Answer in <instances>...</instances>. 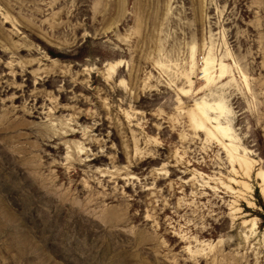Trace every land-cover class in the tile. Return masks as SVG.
I'll use <instances>...</instances> for the list:
<instances>
[{
	"label": "rangeland",
	"instance_id": "1",
	"mask_svg": "<svg viewBox=\"0 0 264 264\" xmlns=\"http://www.w3.org/2000/svg\"><path fill=\"white\" fill-rule=\"evenodd\" d=\"M0 264H264V0H0Z\"/></svg>",
	"mask_w": 264,
	"mask_h": 264
},
{
	"label": "bare ground",
	"instance_id": "2",
	"mask_svg": "<svg viewBox=\"0 0 264 264\" xmlns=\"http://www.w3.org/2000/svg\"><path fill=\"white\" fill-rule=\"evenodd\" d=\"M216 109L219 110V112H224V108H223V104L221 102H218L216 104ZM218 112V114L220 115V113ZM202 114V113H201ZM218 114H217V117H218ZM194 118V117H193ZM202 118V117H201ZM205 119V118H204ZM207 119V118H206ZM207 121V120H206ZM196 124L197 126L202 129V130H205L209 133H211V130L206 126L205 122L203 120H199V119H196ZM217 129H219L221 132H223L224 136H227V137H230V133H229V127L227 125H223V124H218L217 126ZM226 148L228 149L229 153H231V156L233 157V153L231 148H229L228 146H226ZM237 157V156H236ZM241 157V156H240ZM235 158V157H234ZM237 159V158H236ZM247 161V160H246ZM241 164H246L247 165V162H245V160H242L241 161ZM255 226V224H254ZM255 228V227H253Z\"/></svg>",
	"mask_w": 264,
	"mask_h": 264
}]
</instances>
